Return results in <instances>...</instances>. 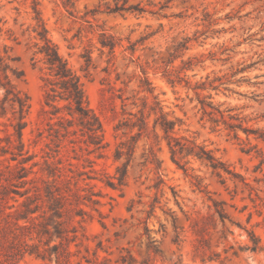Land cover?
<instances>
[{
	"label": "rangeland",
	"instance_id": "374dc122",
	"mask_svg": "<svg viewBox=\"0 0 264 264\" xmlns=\"http://www.w3.org/2000/svg\"><path fill=\"white\" fill-rule=\"evenodd\" d=\"M37 1L50 38L81 79L107 144L99 156L91 152L90 145L70 143L67 138L55 152V139L49 136L47 125L55 119L49 121V115H42V109L49 111L44 105V83L38 68L31 66L27 37L21 35L32 24L30 0H0V52L6 49L16 59L11 66L23 71V77L12 81L28 95L31 104L23 130L25 151L33 156L24 164L31 172L28 179L37 178L36 185L42 187V181L51 180L45 161L60 162L63 174L73 177L71 181L77 182L80 191L91 188L99 194L94 197L99 201L95 207L98 212L83 207L91 218L82 223L77 239L70 243L68 264H122V258L126 260L124 264H264V142L253 136L247 138L241 131L238 139L224 130L212 131L208 124L199 122L195 93L183 83L171 87L158 69L183 38L191 39L188 50L182 51L170 68L178 71L182 61L191 59V68L182 72L191 87L205 81L206 76H230L244 68L231 78V84L200 94L211 96L222 108L236 109L251 120L247 126L263 130L264 0H130V4L140 3L145 12L122 16L100 11L87 17L91 28L82 19L85 13L106 2L112 4L113 0H74L73 16L63 7L65 0ZM161 6L164 8L159 9ZM102 30L119 40L113 56L107 50L101 54L98 39ZM152 32L156 34L140 41ZM131 44H135L134 53L129 51ZM86 52L91 57L88 73L83 57ZM144 77L154 88L164 112L180 122L179 134L206 145L240 177L224 175L222 184L197 161H192L184 172L172 164L163 141L158 146L160 170L156 173L152 166H143L148 143L141 138L135 145L125 184L115 189L107 185L108 180L116 183L115 171L122 163L114 160L113 154L124 139V130L114 128L126 117L124 113L136 111L131 103L134 96H143L138 86ZM237 80L241 82L235 83ZM1 98L0 91V101ZM4 113L0 114L1 139L13 133L11 125L17 121L8 104L4 105ZM246 142L256 146L260 154L255 150L246 152ZM0 145L6 146L5 141ZM10 158L9 154L0 156V174L17 165ZM192 176L200 180V189ZM157 177L163 182L158 190L154 188ZM32 186L28 184L20 190ZM152 204L154 212L148 216ZM216 210L226 215L223 221ZM200 219L207 224L201 235L191 227L194 221L200 226ZM249 233L258 242L255 252L250 249L253 244ZM177 234L179 244L173 243ZM200 245L203 248L196 254ZM0 264L57 263L26 254L14 260L1 258Z\"/></svg>",
	"mask_w": 264,
	"mask_h": 264
},
{
	"label": "trees",
	"instance_id": "16d2710c",
	"mask_svg": "<svg viewBox=\"0 0 264 264\" xmlns=\"http://www.w3.org/2000/svg\"><path fill=\"white\" fill-rule=\"evenodd\" d=\"M129 1L113 0L112 4L106 2L98 5L87 11L82 19H85L83 21L91 28V22L87 17H94L100 11L122 16L124 14L141 15L145 12L140 3L130 4ZM75 3L74 0L63 2V7L70 16H73ZM29 7L32 24L23 30L21 35L27 37L26 50L30 51L31 66L38 68L44 83V105L49 108V111L42 109V115H49V121L55 119L53 124H47L49 136L55 139L57 149L55 152L58 153L61 141L69 138L70 143H86L92 147L91 152L102 156V151L107 147L103 126L99 117L88 105L81 79L69 67L67 61L59 53L57 45L50 38L41 15L39 2L30 0ZM162 8L164 6L159 9ZM155 34L156 32L148 33L140 41ZM13 40L17 41L16 38ZM190 41L189 38H183L181 42L173 46L166 61H161L158 69L162 77L171 87L183 83L184 87L195 93L199 122L208 124L212 131L224 130L234 139H238V132L241 131L247 138L253 136L254 139L264 142V129L247 126L251 120L242 116L236 109L222 108V104H215L211 96L200 94V91H217L221 86L231 84V78L244 71V68L232 72L230 76H215L213 79L206 76L205 81L197 82L192 87L182 74L193 65L191 59L186 62L182 61L183 65L178 71L170 68L171 64L181 57L182 51L188 50ZM98 42L101 54L107 50L110 56L114 55L115 48L119 46V40L104 30L101 31ZM129 51L134 53L135 44H131ZM83 57L87 72L91 65L89 52H86ZM14 61L16 59L8 55L6 49L3 53L0 52V91L2 92L0 114H5L4 105L8 104L12 116L17 115L16 123L11 125L13 133L5 135L4 139L0 138V143L3 141L6 143V146L0 145V156L9 154L11 161H17L13 169L7 167V171L0 174V259L14 260L27 254L43 261L54 260L57 264H68L71 257L69 245L77 239L82 223L87 218H91L90 213L83 207H90L97 211L95 207L99 205V201L94 197L99 194L93 192L91 188L80 191L76 186L77 182L72 183L73 177L67 178L63 174L58 166L60 162L45 161L47 175L51 180L42 181V187L36 185L37 178L28 179L31 172L24 167V164L32 160L33 156L25 151L23 130L27 126L26 117L31 104L28 95L19 91L12 81V78L20 80L23 77V71L11 66ZM239 82L241 81H235V83ZM138 88V93H143V96L138 98L134 96L131 106L136 111L124 113L126 117L122 118L114 128L115 131L124 130L122 133L124 139L116 145L113 154L114 160H122V163L115 171L113 179L116 183L108 180V186L115 189L125 184L127 168L134 154L135 145L141 138L148 143L143 166H152L156 173L160 170V161L157 159L158 146L163 141L172 164L184 172H187L192 161H197L210 170L211 174L217 177L222 184L225 180L224 175L240 177L224 161L216 157L213 150L206 145L197 142L196 138L187 134H179L180 122L170 119L164 112L158 97L154 95V88L146 77L140 80ZM133 131L135 132L132 133ZM245 146L246 152L255 150L260 154L256 146L251 145L250 142H246ZM36 165L33 164V166ZM192 178L195 181L194 185L200 189V180L195 176ZM1 181H5L6 184ZM12 181H17V183ZM162 183L160 177H157L154 188L158 190ZM28 184L33 186L23 191L20 190ZM174 195L173 192V197ZM18 198H21V201ZM9 201L12 204H9ZM154 208L152 204L148 216L152 215ZM216 213L221 221L226 218L222 211L216 210ZM172 220L174 221V218ZM200 222L199 226L198 221H194L191 227L194 233L201 235L206 231L207 224H205V219H200ZM144 230L149 240V230L147 227ZM249 237L253 244L250 249L255 252L258 249V242L250 233ZM179 238L180 234H177L173 243L179 244ZM149 245H151L150 242ZM201 248H203L201 245L196 247L195 253L198 254ZM121 263H126L125 258H122Z\"/></svg>",
	"mask_w": 264,
	"mask_h": 264
}]
</instances>
